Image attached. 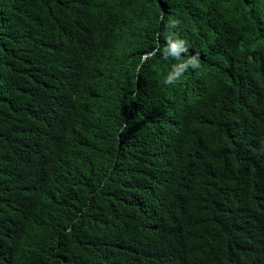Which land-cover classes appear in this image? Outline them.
<instances>
[{"label":"trees","instance_id":"obj_1","mask_svg":"<svg viewBox=\"0 0 264 264\" xmlns=\"http://www.w3.org/2000/svg\"><path fill=\"white\" fill-rule=\"evenodd\" d=\"M0 264H264V0H0Z\"/></svg>","mask_w":264,"mask_h":264}]
</instances>
